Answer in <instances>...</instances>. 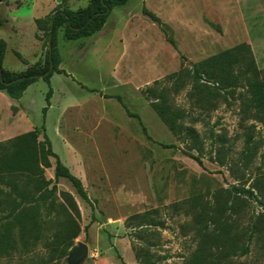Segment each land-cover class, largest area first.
Listing matches in <instances>:
<instances>
[{"label":"rangeland","instance_id":"obj_1","mask_svg":"<svg viewBox=\"0 0 264 264\" xmlns=\"http://www.w3.org/2000/svg\"><path fill=\"white\" fill-rule=\"evenodd\" d=\"M89 1L1 0L0 17L8 19L0 26V38L7 42L3 67L23 71L39 60L44 63L53 10L58 6L77 10ZM145 9L162 23L151 19ZM33 17L46 19L45 31ZM242 43L250 45L264 72V0H130L115 7L104 28L91 37L67 40L64 29L59 31L57 47L65 74H54L51 84L39 79L21 100L0 91V143L40 128L39 140L46 135L53 151L82 180L91 203L68 180L57 184L59 191L74 196L81 211L82 233L73 250L85 243L89 253L79 264H140L138 256L155 264H185L198 247L193 218L172 205L186 202L184 206L190 207L199 198L197 209L211 208L217 191L234 193L232 186L241 182L249 188L258 170L264 174L260 126L255 132L260 144L256 159L249 169L236 164L241 181L230 171L245 142L238 93L227 101L219 99L217 108L205 112L188 96L191 79L177 92L167 79ZM156 81L168 88L173 104L200 117L193 126L204 142L203 166L185 153V144L144 94ZM112 96H120L123 103ZM125 106L140 119L130 116ZM19 109L20 123L14 125ZM210 130L223 134L230 148L224 166L217 161V146H211ZM50 160L53 166L46 169V177L54 180L56 159ZM250 202L257 213H264L263 204L253 198ZM149 211L154 212L149 215L153 224L140 226L139 220H129ZM263 253L264 243L256 242L252 254L241 260L264 264ZM68 258L59 264H69ZM23 259L15 255L10 263ZM5 261L0 259V264Z\"/></svg>","mask_w":264,"mask_h":264},{"label":"trees","instance_id":"obj_2","mask_svg":"<svg viewBox=\"0 0 264 264\" xmlns=\"http://www.w3.org/2000/svg\"><path fill=\"white\" fill-rule=\"evenodd\" d=\"M129 1L90 0L87 7L77 10L56 7L48 18L45 62L39 60L23 71H10L3 67L7 42L0 38V91L19 100L39 79L51 84L54 74H65L60 68L62 58L57 47L59 31L64 29L67 40L91 37L104 28L115 7ZM144 11L151 19L162 23L153 13ZM7 22L8 19L0 17V26ZM45 22L46 19L36 20L41 31L46 29ZM15 55L24 65H29L22 54L15 52ZM167 79L173 81L175 92L191 79L188 96L198 110L205 112L217 108L219 99L227 101L238 93L241 125L246 128L245 142L237 160L231 161L230 171L239 180L238 170L234 168L236 164H242L249 169L260 148L255 132L258 126L264 130V72L258 68L250 45L242 43L220 52L192 69L171 74ZM52 94L51 88L46 98L48 105ZM144 94L152 101V108L172 134L185 144V153L203 166L201 155L205 146L193 126L200 117L198 119L173 104L163 82L156 81L145 89ZM112 97L123 103L120 96ZM125 108L130 116L140 119ZM248 121L251 124H247ZM210 131L211 146H217V161L224 166L230 148H226L223 134L216 135ZM41 133L40 128H34L0 143V185L5 186V189L0 186V259H6L1 264H11L10 260L15 255L24 258L18 264H59L71 254L75 239L82 233V216L76 199L69 192L59 191L57 184L66 179L83 200L88 203L91 200L82 180L53 151L50 139L45 135L44 141L39 140ZM51 157L56 159L54 180L46 177V169L53 166ZM260 172L257 171L249 188L241 182L232 186L234 193L231 190H226V194L224 190L214 193L211 208L197 209L199 198H194L196 200L190 207L184 206L186 202L172 205L176 211L184 210L193 218L191 229H194L198 247L185 264H247L241 259L252 254V245L264 243V213H257L253 204H249L253 198L264 205V174ZM231 194L234 196L229 197ZM152 213L135 215L129 220H139L140 226L153 224L155 221L149 216ZM138 259L140 264H155L150 259L141 260L139 256Z\"/></svg>","mask_w":264,"mask_h":264},{"label":"water","instance_id":"obj_3","mask_svg":"<svg viewBox=\"0 0 264 264\" xmlns=\"http://www.w3.org/2000/svg\"><path fill=\"white\" fill-rule=\"evenodd\" d=\"M60 3L61 0H58ZM49 48L51 49V42L49 41ZM89 253V247L85 243H79L78 246L69 255V264H79Z\"/></svg>","mask_w":264,"mask_h":264},{"label":"crops","instance_id":"obj_4","mask_svg":"<svg viewBox=\"0 0 264 264\" xmlns=\"http://www.w3.org/2000/svg\"><path fill=\"white\" fill-rule=\"evenodd\" d=\"M10 17V16H9ZM36 18V17H35ZM35 18L33 17V19H34V22H35ZM10 19L11 20H13V21H15L16 19H18V18H15V17H10ZM36 19H38V18H36ZM19 100H21V99H19ZM15 107H18V108H20V106H17V105H15ZM21 111H22V109H19V114L17 115V117H16V119L14 120V125L15 124H19L20 123V116H21ZM68 167V166H67ZM71 170V169H70ZM73 173V172H72ZM78 177V176H77ZM81 179V178H80Z\"/></svg>","mask_w":264,"mask_h":264}]
</instances>
